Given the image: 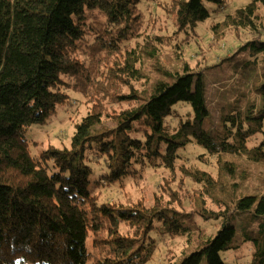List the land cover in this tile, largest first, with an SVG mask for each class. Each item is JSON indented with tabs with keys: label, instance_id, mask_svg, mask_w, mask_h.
<instances>
[{
	"label": "trees",
	"instance_id": "obj_1",
	"mask_svg": "<svg viewBox=\"0 0 264 264\" xmlns=\"http://www.w3.org/2000/svg\"><path fill=\"white\" fill-rule=\"evenodd\" d=\"M153 1L0 0V264H149L155 232L195 245L179 260L170 248L167 264H230L222 253L245 248L249 264H264V0L212 29L218 44L224 29L254 33L220 59L232 73L217 90L216 121L205 52L192 64L178 40L208 20L206 1L222 10L226 0H170L174 32L159 26L134 46ZM172 38L175 63L165 64ZM71 91L87 106L71 146L33 154L28 128L73 103ZM181 104L192 109L184 120ZM192 145L203 167L187 162ZM149 168L166 171L149 199L96 193ZM198 219L224 221L211 231Z\"/></svg>",
	"mask_w": 264,
	"mask_h": 264
},
{
	"label": "rangeland",
	"instance_id": "obj_2",
	"mask_svg": "<svg viewBox=\"0 0 264 264\" xmlns=\"http://www.w3.org/2000/svg\"><path fill=\"white\" fill-rule=\"evenodd\" d=\"M153 1V5L145 4L143 6V10L145 13V27L142 30L141 36H139L134 41V46H144L145 43L152 39L153 34H159L158 27L162 26L165 29L168 27L170 33L174 32L172 18L169 17L165 11V7H167L170 3V0H155ZM251 0H226V5L222 10L218 9V6L212 2H205V5L210 10V17L208 20L199 24L197 27V32H195L194 37H188V41H181L180 47L182 46L181 52L182 57L188 61H191L192 64L195 63L193 56L197 51L202 50L206 55V63L203 65L201 72L205 73V80L208 84V93L207 97L209 98V106L211 108V116L212 120L216 121L218 118L217 112V102L223 101V99L218 98L217 90H222L224 87L221 86V83L225 80H229L232 69L225 68V66L218 65L220 63V59H223L226 55L234 53L236 49H238L241 45L244 44L247 40L254 36V33L250 30L245 31V38L236 37L234 32H230L227 29H224L226 32V36L221 43L219 44L213 43L211 39L213 36L212 29L217 22H223L225 17L229 14H232L236 11V9L240 7H244ZM264 30V29H263ZM198 33V35H197ZM186 37L183 33L179 35V38ZM175 39H171L170 45H165L161 47V61L165 64H174L175 58L171 54V52L177 51L173 42ZM199 58V57H198ZM227 62V61H226ZM259 72H264V57L260 56L258 62ZM218 66V67H215ZM229 77L227 78V76ZM227 78V79H226ZM231 82V80H229ZM264 81V79H261ZM71 100L73 103L68 104L67 106L61 108L58 111V115L51 119L49 123L45 125H32L28 128L27 136L28 138L34 142L38 141L40 145H31V152L33 154H38L42 149L47 148L52 145L57 148H65L70 147L72 144V138L75 133V124L84 117L87 113V106L83 97L75 93L73 91L70 92ZM179 112L182 115V120L188 118V114L192 113V109L189 104H181L179 106ZM180 119H175L174 123H178ZM112 125V123H108ZM190 155H188L189 164L200 165L203 167L204 164L197 159V155L201 154L203 150L197 146L192 145L188 150ZM210 161L215 163V158L208 157ZM188 164V165H189ZM217 168V167H214ZM255 166H253V169ZM166 173L164 169L155 170L153 168L147 169L143 172V177L138 179V181H134L132 179H128L125 182L124 186L119 185H108L104 186L98 190H96L97 194H100L103 198L115 197L121 201L129 202V198L132 200H137L138 198H150L151 189L155 182H158L161 175ZM178 176V175H177ZM201 226L211 229L214 231L217 227H221L223 224V219L214 221H204L198 219ZM154 236L158 240V250L156 251L152 261L149 264H167V251L171 248V250L176 254L175 260H179L185 253H187L192 246H195L187 241L188 238L184 236H178L176 238H170L165 235H162L158 232L154 233ZM194 247L191 249L193 250ZM222 256L230 263V264H249L251 261L252 251L250 248H245L238 253H226L223 252ZM204 264H207L204 261Z\"/></svg>",
	"mask_w": 264,
	"mask_h": 264
}]
</instances>
